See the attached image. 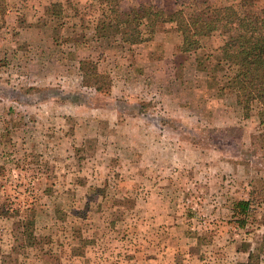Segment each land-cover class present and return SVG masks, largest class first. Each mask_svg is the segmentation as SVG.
Returning <instances> with one entry per match:
<instances>
[{
    "label": "rangeland",
    "instance_id": "374dc122",
    "mask_svg": "<svg viewBox=\"0 0 264 264\" xmlns=\"http://www.w3.org/2000/svg\"><path fill=\"white\" fill-rule=\"evenodd\" d=\"M209 3L264 12V0ZM140 5L126 0L122 17ZM102 13L0 0V264H264V115L233 104L224 37L187 54L178 79L174 25L122 46L112 17L105 38L84 31Z\"/></svg>",
    "mask_w": 264,
    "mask_h": 264
},
{
    "label": "trees",
    "instance_id": "16d2710c",
    "mask_svg": "<svg viewBox=\"0 0 264 264\" xmlns=\"http://www.w3.org/2000/svg\"><path fill=\"white\" fill-rule=\"evenodd\" d=\"M125 1L93 0V4L99 6L103 13L100 18L89 21L84 31H93L96 39L105 38L110 25L107 19L112 17L122 32L118 44L147 47L154 43L159 25H174L182 36V43L173 59L178 79L182 78L181 72L185 71L186 55L202 50L210 37L219 33L224 37V43L220 48L217 66L227 68L232 74L229 79L233 104L241 109L244 119L251 117L257 105L259 112L264 115V12L249 17L235 6L212 7L209 0H189V12L184 8L168 12L161 6L145 4L141 0L140 7L132 10L128 18L124 19L120 5ZM75 27L68 30L69 35L75 32ZM224 89L222 86L218 90L217 98L224 97ZM236 209L242 218L239 226L244 228L251 215L250 203L239 201ZM261 263V256L249 254L248 264Z\"/></svg>",
    "mask_w": 264,
    "mask_h": 264
}]
</instances>
